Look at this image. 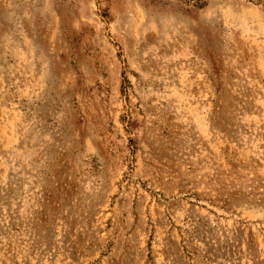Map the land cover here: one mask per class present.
<instances>
[{
  "label": "rangeland",
  "instance_id": "1",
  "mask_svg": "<svg viewBox=\"0 0 264 264\" xmlns=\"http://www.w3.org/2000/svg\"><path fill=\"white\" fill-rule=\"evenodd\" d=\"M0 264H264V0H0Z\"/></svg>",
  "mask_w": 264,
  "mask_h": 264
}]
</instances>
